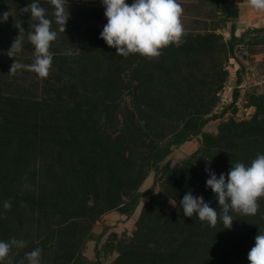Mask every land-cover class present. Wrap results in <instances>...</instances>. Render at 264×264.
Returning <instances> with one entry per match:
<instances>
[{
  "label": "trees",
  "instance_id": "trees-1",
  "mask_svg": "<svg viewBox=\"0 0 264 264\" xmlns=\"http://www.w3.org/2000/svg\"><path fill=\"white\" fill-rule=\"evenodd\" d=\"M31 2L0 0V15L9 13L0 21V241L25 242L3 264H18L36 248L41 264H105L111 257L108 264H249L255 237L264 233V198L256 215L231 213L230 229L184 216L180 201L190 191L219 213L205 168L227 178L232 165L250 166L264 154V90L242 93L249 64L241 58L254 65L262 55L264 70V26L238 35L237 0H177L183 43L158 58L123 57L100 38L107 23L101 0H67L64 33L49 0H35L58 34L49 76L41 79L24 69L10 73L14 59L34 62L27 36L35 21L22 12ZM16 25L25 29L23 47L10 58ZM233 60L232 101L218 108ZM216 121V132L205 130ZM195 139L197 149L171 165L168 158ZM144 199L132 233H111L102 244L110 228L97 234L96 224L114 212L129 220ZM170 201L175 208L167 212ZM90 241L94 261L85 255Z\"/></svg>",
  "mask_w": 264,
  "mask_h": 264
},
{
  "label": "clouds",
  "instance_id": "clouds-1",
  "mask_svg": "<svg viewBox=\"0 0 264 264\" xmlns=\"http://www.w3.org/2000/svg\"><path fill=\"white\" fill-rule=\"evenodd\" d=\"M105 8L104 15L107 23L100 33V38L112 48L116 49V55L127 57L129 54L139 53L148 58H158L161 50L170 44L179 47L185 29L181 23L183 9L177 0H133L130 5L126 0H101ZM52 6V18L59 26V31L65 32V26L69 19L67 0H49ZM67 3V7L65 6ZM250 6L259 11H264V0H248ZM24 13H30L31 31L28 32V41L34 46V62L22 64L14 59L10 67V73L24 69L37 74L41 79L47 78L53 63V55L50 47L57 39V31L52 30L53 19L48 18L46 9L38 2L29 3L22 9ZM8 12L0 15V21H7ZM19 35L13 40L7 55L15 58L22 51L23 35L25 29L16 25ZM73 55L71 50L64 53ZM205 171L209 174L206 187L210 188L218 200V211L206 202L203 196H194L192 192L184 195L180 201L183 215L192 218L195 214L202 222H207L210 227H215L218 220L223 227L230 229L233 224L231 213L239 215H256L259 210V199L264 198V154H258L251 161L250 166L243 163L232 165L227 178L221 173L219 178L208 167ZM25 190H31V185L25 183ZM5 210L10 211L12 201L3 202ZM25 242L11 238L10 241H0V264L9 257L13 247L23 248ZM42 249L36 248L25 254L24 259L18 264H41ZM249 264H264V233L255 237V244L247 255ZM11 264V262H9Z\"/></svg>",
  "mask_w": 264,
  "mask_h": 264
},
{
  "label": "rangeland",
  "instance_id": "rangeland-1",
  "mask_svg": "<svg viewBox=\"0 0 264 264\" xmlns=\"http://www.w3.org/2000/svg\"><path fill=\"white\" fill-rule=\"evenodd\" d=\"M185 1H195V0H185ZM126 3H128L129 5L131 3H133V0H126ZM187 17L185 18H189L188 15H186ZM222 24V21H221ZM224 24V22H223ZM237 26L238 28H245L246 26H248L247 23H243L241 18H239L238 22H237ZM264 26V25H263ZM226 36H228L225 33ZM242 60L244 63L249 64L247 66L248 73L246 74V82L244 84V86L242 87V93H244L247 89L254 87L255 83L260 81L261 79L264 78V70H262V68H260L259 66V61L261 60L262 56L259 55L258 58H256V63L254 65L250 64L249 59H247V57H243V55H241ZM235 66V71L239 68L238 64H234ZM262 74V78H258L260 75ZM249 78V79H247ZM232 80V84H234L235 82V76L233 75V78H231ZM242 108V106H241ZM245 110H242L241 113V117L243 115H246V112H244ZM206 131H210V132H216L217 131V121L216 122H211L209 125H207V127L205 128ZM198 147V140L195 139L192 142H189L187 144H185L184 146H182L180 149L176 150L174 155L172 157H169L168 160L170 161L171 165H175L177 164L181 159L185 158L186 156H188L189 154H191L192 152H194ZM153 182V174L149 177V179L145 182V184L143 185V190H146L147 188H149L152 185ZM146 199H144L142 201V203L140 204V207L137 209L136 213L132 216V218H130L129 220H126L125 216L120 215L119 213H110L106 216H104L102 218V220L96 224L94 231L99 234L101 233L106 227L110 228L108 230V232L105 234L103 240H102V244L108 239V237L110 236L111 233H117L118 236H124L126 235H130L132 233V230L134 229V224L136 219L139 216L140 213V209L142 204L144 203ZM175 208V204L174 202L170 201L165 209L167 212H172ZM99 245V247H101V245ZM95 247H96V242L95 241H90L87 244L86 250H85V255L86 257H88L90 260H95ZM113 258H109V259H105L104 263L108 264L111 262Z\"/></svg>",
  "mask_w": 264,
  "mask_h": 264
},
{
  "label": "crops",
  "instance_id": "crops-1",
  "mask_svg": "<svg viewBox=\"0 0 264 264\" xmlns=\"http://www.w3.org/2000/svg\"><path fill=\"white\" fill-rule=\"evenodd\" d=\"M180 1H185V0H180ZM237 3L240 6V18L242 22L248 24V26H246L245 28H240L238 30L237 32L238 35L248 27H260L264 25V11H259L254 9L252 6H250L248 0H237ZM262 59L263 56L261 60ZM261 60L259 62H261Z\"/></svg>",
  "mask_w": 264,
  "mask_h": 264
},
{
  "label": "built area",
  "instance_id": "built-area-1",
  "mask_svg": "<svg viewBox=\"0 0 264 264\" xmlns=\"http://www.w3.org/2000/svg\"><path fill=\"white\" fill-rule=\"evenodd\" d=\"M234 64H237L236 61L233 60V62L228 66V70L232 75H234L235 71V66ZM260 76L258 77L259 79L262 78V74H259ZM233 78V77H232ZM249 79V78H247ZM233 85L232 81L225 86L223 92L221 93V101L218 106V108H223L225 105L229 104L232 101V92H233ZM244 86V85H243ZM255 86H257L261 91L264 90V78L261 79L260 81L255 83Z\"/></svg>",
  "mask_w": 264,
  "mask_h": 264
}]
</instances>
